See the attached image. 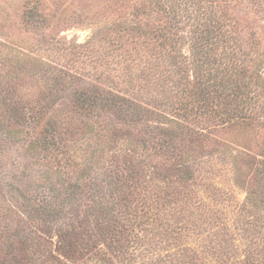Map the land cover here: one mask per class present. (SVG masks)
Here are the masks:
<instances>
[{"label":"rangeland","instance_id":"obj_1","mask_svg":"<svg viewBox=\"0 0 264 264\" xmlns=\"http://www.w3.org/2000/svg\"><path fill=\"white\" fill-rule=\"evenodd\" d=\"M132 1L0 0V264H264L253 82L213 112L154 101L147 66L112 41ZM228 7L254 69L264 14ZM164 20L146 5L117 22Z\"/></svg>","mask_w":264,"mask_h":264},{"label":"trees","instance_id":"obj_2","mask_svg":"<svg viewBox=\"0 0 264 264\" xmlns=\"http://www.w3.org/2000/svg\"><path fill=\"white\" fill-rule=\"evenodd\" d=\"M232 2L233 0H133L121 15L113 10L112 29L119 28L120 32L117 36L113 35L112 41L119 44L124 61L127 59V63H131L134 57H139L147 66L145 77L150 76L147 80L151 81L150 86L153 84L155 87L154 101L163 102L170 110L174 107L175 110L187 108L188 105L192 108V104L197 102L198 107L204 109L203 112H213L217 109L214 106L219 103V99L238 97L240 87L245 89L252 81L254 89L248 90L252 94L250 117H264V60L256 62L254 69H249L245 58H240L245 56L246 51L238 23L229 12L228 6ZM252 2L264 14V0ZM146 5L161 12L165 19L152 32L144 31L140 26L132 28L117 22L126 13L135 16ZM31 13L36 15L37 11ZM139 21L137 24L141 25ZM89 40H95V35ZM182 42L186 44V52L180 50ZM111 61L113 62V58ZM252 63L254 64L253 61ZM248 69V83H239L245 74L244 70ZM110 71L114 73L113 76H117L116 68L109 66ZM221 110L225 116L226 108ZM226 121L232 124V120ZM181 126L182 124L179 127ZM151 130L156 131V135L165 130L171 136L170 132L174 129L153 126ZM194 134L198 135V132ZM57 231L62 236L66 228L59 226Z\"/></svg>","mask_w":264,"mask_h":264}]
</instances>
